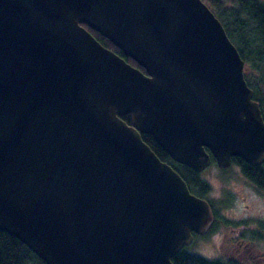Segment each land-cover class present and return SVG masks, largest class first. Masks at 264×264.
<instances>
[{"label": "water", "instance_id": "water-1", "mask_svg": "<svg viewBox=\"0 0 264 264\" xmlns=\"http://www.w3.org/2000/svg\"><path fill=\"white\" fill-rule=\"evenodd\" d=\"M252 96L203 0H0V230L45 264H173L213 215L141 133L197 172L260 164Z\"/></svg>", "mask_w": 264, "mask_h": 264}, {"label": "trees", "instance_id": "trees-1", "mask_svg": "<svg viewBox=\"0 0 264 264\" xmlns=\"http://www.w3.org/2000/svg\"><path fill=\"white\" fill-rule=\"evenodd\" d=\"M207 1L243 59V68L246 66L248 70L250 69L249 73H244V78L247 85L253 90L252 98L258 101L261 115L264 120V0ZM89 29L103 45L115 51L132 65L138 66L143 70L141 66L132 58L123 54V52L113 45L106 37L91 28ZM121 117L129 122L128 114L122 115ZM141 138L161 160L167 162L181 175L186 181L189 190L201 193L208 189L209 186L207 182L200 178L199 172L185 164L174 161L161 146L156 143L150 134L141 133ZM232 162L240 165V169L244 176L264 188V172L259 178L260 172L253 170L254 166H250L240 157L233 156ZM212 215L214 218L213 211ZM171 260L173 264L245 263L242 260L235 261L223 257L207 258L188 251L185 246L175 253L171 257ZM0 264H45V262L36 256L19 239L0 230Z\"/></svg>", "mask_w": 264, "mask_h": 264}, {"label": "rangeland", "instance_id": "rangeland-1", "mask_svg": "<svg viewBox=\"0 0 264 264\" xmlns=\"http://www.w3.org/2000/svg\"><path fill=\"white\" fill-rule=\"evenodd\" d=\"M203 1L212 10L209 2ZM249 72L250 69L245 66L243 74ZM242 174L238 173L234 163L219 168L215 162L199 172L200 178L209 186L201 194L209 201L215 219L209 230L203 234H196L192 243L185 246L188 251L207 258L223 257L235 261L242 260L244 264H264V195H260L246 184ZM239 221L250 226L242 232V237L250 240L244 247L243 245L237 247L236 243L232 244L233 242L229 240L234 232L225 229L222 233L220 228L222 223L235 227ZM254 228H259V232L257 230H255L257 233L254 232ZM219 244L222 247L228 246L223 248L225 250L223 254Z\"/></svg>", "mask_w": 264, "mask_h": 264}, {"label": "flooded vegetation", "instance_id": "flooded-vegetation-1", "mask_svg": "<svg viewBox=\"0 0 264 264\" xmlns=\"http://www.w3.org/2000/svg\"><path fill=\"white\" fill-rule=\"evenodd\" d=\"M89 31H90V27H88L87 25H85V24H83ZM91 32V31H90ZM92 33V32H91ZM93 34V33H92ZM94 35V34H93ZM242 159V158H241ZM243 160V159H242ZM215 162V159L213 158L212 159V157H211V161H210V164L212 163V162ZM244 161V160H243ZM245 162V161H244ZM216 163V162H215ZM233 162H232V158H231V163L230 164H232ZM249 164V163H248ZM250 166H254V168H256V169H254L253 168V170H256V171H258V172H260L259 173V178L261 177V175H263L262 173L264 172V162H262V163H260V164H256V165H252V164H249ZM218 166V165H217ZM219 167V166H218ZM228 167V166H227ZM219 168H225V167H219ZM236 170L238 171V173H240V174H242V172L240 171L241 169H240V165L239 164H236ZM243 175V174H242ZM243 177H244V179L245 180H243V181H245V182H247L246 184H248L249 186H251L257 193H259L260 195H264V188L262 187V186H259L257 183H255L254 181H251V180H249L246 176H244L243 175ZM191 191V190H190ZM192 193H194V194H196L197 196H199V197H202V198H204L207 202H208V204H209V201L204 197L205 195L204 194H201V193H199V192H193V191H191ZM210 205V204H209ZM210 208H211V206H210ZM213 220H214V218H213ZM213 220H212V222H211V225H210V227L212 226V223H213ZM221 226H220V228H221V231H222V233L225 231V229H229V230H231L232 232H234V235L231 237V239H229L230 241H232L233 243L232 244H235V246L237 245V247L239 246V245H243V247L245 246V245H247L246 243H249L250 242V240H247V239H245L244 237H242V232H244V231H246V229H248V228H250V226H249V224H246V223H244L243 221H239V223H237V225L235 226V227H232V225H228V224H225V223H222V224H220ZM209 227V228H210ZM209 230V229H208ZM255 230H257L258 232H259V228H257V229H255L254 228V232H256L257 233V231H255ZM193 234V238H194V236L197 234V233H192ZM193 241V240H192ZM246 241H248V242H246ZM192 243V242H191ZM190 243V244H191ZM189 244V245H190ZM230 244V243H229ZM250 246H251V244H250ZM221 247H222V245L221 244H219V249L221 250V253L223 254V252L225 251L223 248L224 247H228V246H223L222 247V249H221Z\"/></svg>", "mask_w": 264, "mask_h": 264}]
</instances>
